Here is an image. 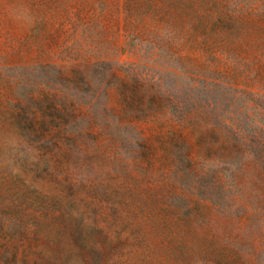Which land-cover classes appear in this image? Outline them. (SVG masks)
Returning a JSON list of instances; mask_svg holds the SVG:
<instances>
[{
    "label": "rangeland",
    "instance_id": "rangeland-1",
    "mask_svg": "<svg viewBox=\"0 0 264 264\" xmlns=\"http://www.w3.org/2000/svg\"><path fill=\"white\" fill-rule=\"evenodd\" d=\"M0 264H264V0H0Z\"/></svg>",
    "mask_w": 264,
    "mask_h": 264
}]
</instances>
